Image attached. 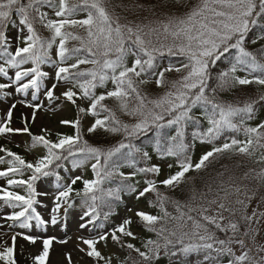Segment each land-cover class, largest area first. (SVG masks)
<instances>
[{"label": "snow or ice", "instance_id": "1", "mask_svg": "<svg viewBox=\"0 0 264 264\" xmlns=\"http://www.w3.org/2000/svg\"><path fill=\"white\" fill-rule=\"evenodd\" d=\"M117 9L148 15L129 20ZM48 10L54 18H50ZM81 13L83 18H76ZM37 23L50 36L40 35ZM10 26L17 30L16 42L9 36ZM257 27L261 31L251 40L253 44L264 40V0H198L190 7L188 0H156L155 3L134 2L131 5L113 4L112 0H0V77L7 79V82H0V95L8 97L13 94L12 89L24 96L31 93V102L21 100L20 103L33 109L32 123L37 111L44 106L38 99L40 93L50 105L61 99L73 105H77V99L85 100L87 108L77 107L78 114L95 117L87 129L89 133L99 129L124 134V140L116 146L107 149L94 146L83 138L78 115L76 120L60 122L71 125L74 134L57 133L53 140L46 128L41 134H32L28 116H22L23 127H13V110L17 105L12 103L6 118L0 120V135L26 133L31 137V147L42 146L45 152L29 161L0 147V153L5 154L0 155V164L8 165L0 170V178L6 181V185H0V201L13 209L4 217L12 222L8 226L18 224L28 229L33 227V222L36 226H55L62 219L66 220L75 204L74 197H79L87 209L80 217V229L101 230L95 238L80 239L86 246L87 256L104 261V264H112V259L103 256L97 244L106 242L109 236L121 248L129 250L123 264H155L161 258V250L170 258L202 255L203 264H224L225 260L226 264H264V244H257L259 229L253 227L264 219V212L254 209L249 214L247 211L257 190L249 193L247 188L222 181L215 188L210 185L206 193H201L198 208H194L192 203L197 201L195 187L189 189L190 200L183 203L165 195L158 187L163 185L176 190L192 179L186 174L206 169L226 153L252 156L256 147L264 148V121L256 126L248 123L255 118L257 105L264 102V94L242 105L217 100L218 92L236 85L255 83L264 86V45L258 51L246 47L249 33ZM73 29H82L83 34ZM70 41H76L78 45L69 46ZM165 53L183 57L186 62L161 68L158 60ZM222 60L229 61L231 66L216 75L215 87H212L213 68ZM44 65H50L54 75L43 70ZM82 65L89 67L82 68ZM10 69L14 70L12 74ZM238 70L260 72L261 75L240 77L236 75ZM170 72L183 75L169 81L166 73ZM153 80L158 88L167 89L154 99L141 88ZM48 81H51L50 86ZM109 81L113 85L111 89L107 88ZM58 88L64 89L60 95L55 94ZM98 89L104 91L97 94ZM109 98L117 102L122 113L136 117V122L121 121L104 103ZM198 108L201 110L199 116L195 115ZM202 120L207 122V127L203 126ZM190 126L193 131L190 133L191 142H188ZM164 129L175 131L172 135H161L154 150L162 159L175 158L178 170L159 181L146 179V186L140 190V182H133L135 177L138 174L159 176L161 168L157 164L137 167L141 161L147 165L151 157L133 141L150 131L160 133ZM230 132H242L246 139L226 138V133ZM221 138L226 142L217 146ZM197 141L213 146L193 163L190 153ZM89 160L95 161L91 164L92 179L75 176L69 183L62 182L59 170L67 171L66 162H70L73 168H80ZM260 160L264 162V155ZM125 166L135 170L126 173L121 170ZM172 167L168 164V168ZM26 171L30 175L25 179ZM48 177H55L56 191L46 220L37 209L44 207L39 197L48 193L38 191L37 182ZM256 179L264 182V170L257 173ZM78 181L83 184L80 189L74 187ZM13 186L24 187L26 191L21 194L10 190ZM147 193L155 194V201L149 203L158 207L161 214L135 213L147 231L156 235V239L144 241V250H141L124 239H137L131 230V217L110 228H105V224L114 215V205L123 202L124 195L139 200ZM210 193L212 199H208ZM169 203L174 206L175 215L167 210ZM102 208L108 210L103 212L101 220ZM210 209L211 215L208 214ZM17 235H23L32 243L37 239L23 233L13 235L12 246L0 251V260L5 264H16ZM55 239L43 240L42 251L34 257L35 264H47ZM234 246L240 249L239 254ZM132 252L136 257L131 255ZM66 259L72 264L70 254H66Z\"/></svg>", "mask_w": 264, "mask_h": 264}, {"label": "trees", "instance_id": "2", "mask_svg": "<svg viewBox=\"0 0 264 264\" xmlns=\"http://www.w3.org/2000/svg\"><path fill=\"white\" fill-rule=\"evenodd\" d=\"M143 3V4H150L155 3L156 0H112L113 4L116 3H124L125 5H131L132 3ZM198 3V0H188V6H192L194 4ZM118 12L122 16H127L129 20L134 19H142L144 16H147L148 13L146 12H135V11H128V12H122L120 9H117ZM84 14H79L76 18H83ZM14 19L16 20L17 17L14 16ZM12 26H10L11 29ZM37 31L40 33V35L48 37L50 36L49 33H47V30L43 28L39 23L36 24ZM73 31L78 32L80 34H83L82 29H73ZM261 29L260 28H254L250 33L248 37V41L246 43V47L249 50L258 51L259 48L264 45V40H259L257 43L253 44L251 43L252 39H255L258 34H260ZM72 45H78V42L76 41H70L69 46ZM132 58L129 59V66H131ZM181 62H186L183 57L178 56H169L165 53L163 57H160L158 60V63L161 68L167 67L169 64H173L176 66H179ZM231 64L227 60H222L217 62L215 67L213 68V80L211 82V86L215 87V77L216 75L224 70H227L230 68ZM82 68L89 67L88 65H82ZM183 75V73H176V72H170L166 73V78L169 81L177 80L179 77ZM237 76L244 77L248 76V78H251L252 75H261L260 72L256 73H248L244 70H238L236 72ZM154 81V80H153ZM113 85L109 81L107 88L111 89ZM142 90L147 93L149 98H157L158 96L162 95L164 91H166V88H158L156 86L155 89L148 88L147 85L141 86ZM101 91H104V89H98L97 94H99ZM264 94V86L258 85V84H251V85H236L235 87L228 88L224 91L217 93V100L222 103H232V104H239L242 105L245 101L248 100H255L260 95ZM104 103L109 107L112 108L115 112L117 117L123 121L124 123L132 124L136 122V117H132L129 115H126L122 113L119 110V107L117 105L116 101H112L110 99H107L104 101ZM75 118L73 120H76L78 118V115L81 119V129L83 138L86 139L90 144L107 149L111 148L113 146L118 145V143L122 140H124V134L121 133H109L105 132L103 130H97L94 133H89L84 125V120L88 117H92L91 115H85V114H78V107L75 105ZM201 110L198 108L195 110V115L199 116ZM106 114V113H104ZM102 114V115H104ZM95 120V117H92ZM261 121H264V102H261L256 107V116L254 119L249 121L250 126H256ZM202 124L204 127H207V122L202 120ZM75 129L71 125H67L65 128H61V130L58 133L66 134V135H72L74 134ZM174 129H164L162 132L157 133L155 130L150 131L146 133L145 135L137 137L133 143H135L138 147H140L142 150L147 151L151 157V159L147 162V165H145L144 162H139L137 167H144V166H151L152 164H157L161 168V173L159 176H157V181L167 178L169 175L174 174L175 171L178 170L176 167V160L173 157H167V158H161L154 150V145L157 141V139L161 135H172L174 134ZM193 131V128L190 126L188 128L189 135L187 136V141L191 142V136L190 133ZM32 134H35L32 132ZM37 135V134H35ZM235 136V138L240 140H245L246 137L243 135V133H226L227 137ZM57 137V134L54 137H49L53 140H55ZM26 145L30 149H37L41 148L45 150L42 146H36L31 147L32 140L31 137L26 134ZM127 142V141H125ZM226 142L225 138H221L217 141V146ZM213 145L207 144V143H200L197 141L195 143L194 148L191 150V158L193 163L197 162L201 155H203L205 152L211 150ZM0 147H4L7 149H10L13 152H16L20 155V151L22 149H18L17 147L9 146L6 144L0 145ZM1 155H5L4 153H0ZM264 155V148L256 147L253 155H241L235 152H229L224 154L223 156L218 157L213 163H211L206 169L200 171V172H189L186 174L188 177H192V179H188L185 181V183L181 184L179 188L176 190H172L169 188L164 187L163 185H158L159 190L164 193L165 195L171 197L172 199L180 200L183 202H188L190 200V193L189 189L192 187H195L196 189V195H197V201L192 203V207L198 208V205L200 203L199 197L201 193H206L208 191V187L211 185L213 188H215L216 185H219L222 181L226 182V184H232L235 186H239L242 189L247 188L249 190V193H251L252 190H257V194L255 198L251 200L254 204L258 205L260 208V212H264V182L258 181L256 179L257 173H260L261 170H264V162L260 160V157ZM22 156L25 157V154ZM5 159L7 160L8 157L5 156ZM27 160V159H26ZM67 163H65V168H67ZM95 163V161H93ZM166 164V165H164ZM168 164H172L173 167L170 169L168 168ZM5 165L8 167L7 163ZM63 169V168H62ZM60 169L59 172L62 170ZM124 172H131L135 169L132 167L125 166L121 169ZM223 174L222 176L220 174ZM245 173L248 174V177L245 178ZM20 178V177H17ZM93 178V172L91 167L88 169V172L86 174L85 179H92ZM146 180L144 174H138L135 177V181H139V189L142 190L144 186V181ZM113 185H105V187H111ZM75 188L80 189L83 187L82 181H78L76 185H74ZM124 197H131L130 195H124ZM123 197V202L119 205H114V215L110 217L109 221L106 223L113 222V218L118 214V209L125 203V199ZM213 195L210 193L208 195V199H212ZM243 198V197H241ZM74 199H80L79 197H74ZM156 197L154 193H147L145 197L140 198L139 200L142 201V203L145 205L147 210L149 211V214L153 215H159L161 214L158 207L150 206V201H155ZM167 210L172 213L176 214V210L172 204L166 205ZM215 208V205L212 206V209ZM107 208L101 209V220L103 219V212L107 211ZM186 210V209H185ZM248 213L251 214L250 208L247 209ZM209 215L213 214L212 210H209ZM225 216L228 215V213H224ZM261 222L264 224V219H261ZM135 229L136 232L135 235L137 236V239L133 240L130 238H124L127 242H131L136 245V247H140L141 250H144L143 243L144 241L148 239H156V235L153 232L147 231V229L143 226V224L139 221V218H135L133 220V224L131 225V230ZM114 243V242H113ZM123 253V257L121 259V264H123L125 258L129 255V250L127 248H121L119 245L114 243ZM235 249L237 246H234ZM3 251V250H2ZM131 255L133 257H136V253L132 252ZM95 264H104V261H97L96 259L92 258ZM15 260L16 264H31V262L27 259L25 253L22 252V248L15 249ZM203 264V256L192 254L186 258L181 257H175L170 258L163 255V250H161V258L155 262V264ZM226 263V260L225 262ZM0 264H5V261L0 260Z\"/></svg>", "mask_w": 264, "mask_h": 264}, {"label": "rangeland", "instance_id": "3", "mask_svg": "<svg viewBox=\"0 0 264 264\" xmlns=\"http://www.w3.org/2000/svg\"><path fill=\"white\" fill-rule=\"evenodd\" d=\"M46 10V9H45ZM49 11L50 18H54L53 13ZM18 22V18H17ZM47 33H49L47 31ZM50 34V33H49ZM9 36L16 42L17 30L15 27H12L9 31ZM22 39V37H21ZM22 46V44H21ZM30 66V65H28ZM43 70L48 71L50 75H54V70L50 65L42 66ZM14 70H9L10 74L13 73ZM0 82H7V79L4 77H0ZM50 86L51 81H48ZM148 88L155 89V82L152 81L148 84ZM63 88H58L55 90L56 95H60L63 91ZM13 92L12 95L8 97H4L0 95V120L6 118V113L8 108L12 103H16V108L13 110V121L12 126L16 128L23 127L22 116L29 117V128L31 132L35 134H41L42 129H49V137H54L61 128H65L67 125H63L60 122L62 120L72 121L75 118V105L71 102L61 99L60 101H54L51 105L47 102L42 93L38 94L39 101L43 102V107L37 111L36 120L34 123L31 122V113L33 109L26 107L24 104H21V100H26L31 102L32 96L29 93L27 96L23 94L14 93V89L10 90ZM114 101L113 99L109 98ZM77 105L80 107H88V102L85 100L77 99ZM94 123V119L88 117L84 120V125L86 129ZM26 133L23 134H7L0 135V145L6 144L9 146L17 147L18 149H22L20 153L25 154L26 159L29 161H34L44 154L45 150L41 148L30 149L26 145ZM94 160H89L86 164H84L80 168H73L71 163H67V171L62 169L60 175L63 177V183H69L71 178L75 176H82L84 179L88 169L91 167V164ZM7 168L5 163L0 164V170ZM30 175L29 172H25L23 178H27ZM146 179H156L157 176H153L151 174L145 176ZM0 185H6V181L3 178H0ZM37 189L40 192H47V196H41L39 199L41 200L44 207H38V211L41 215L47 220L49 219L50 211L53 206V197L56 191L55 188V177L43 178L37 184ZM10 190L19 191L21 194L25 193L24 187L14 186ZM250 211L254 209L257 212H260V208L258 205L250 202L249 204ZM129 209H131L129 211ZM87 210L82 204L80 200H76L73 208H71L68 212L66 220H61L57 225L53 226L48 224L47 226H36L35 222H33V227L24 229L21 228L18 224L12 227L8 225L12 222L4 219L5 216L13 211L12 208L8 207L4 202L0 201V251L4 250L6 247L12 246V236L16 233H23L26 235L35 236L36 242L32 243L23 238V235H17L16 237V247L22 248V252L25 253L27 259L31 262V264H35L34 257L38 255L43 248V240L49 237H55L56 239L53 241L50 251L47 264H68V260L66 259V254L71 255L72 264H95L93 259L87 256L86 246L83 245L81 241V237L83 238H95L100 229H94L92 227H88L85 229H80L79 224L82 222L80 217L83 215V212ZM138 211H144L149 213L145 205L141 200L135 199L134 196L126 198L125 204L118 210V214L114 217L113 222L106 223L105 228H110L114 223H119L122 219L131 217L132 220L138 218L135 216V213ZM254 228L259 229V234L257 235L256 242L257 244H264V224L259 221V224H254ZM136 232L135 229L132 230ZM131 240V238H130ZM60 241H66V243H60ZM97 248L101 251L102 255L105 257H111L112 264H121V259L124 253L113 243L110 236L108 240L101 241L97 244ZM81 249H85L81 251ZM237 254H239L240 249L238 246L236 247Z\"/></svg>", "mask_w": 264, "mask_h": 264}]
</instances>
